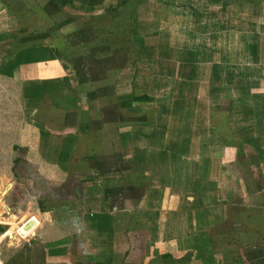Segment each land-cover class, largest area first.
<instances>
[{"label":"crops","instance_id":"crops-1","mask_svg":"<svg viewBox=\"0 0 264 264\" xmlns=\"http://www.w3.org/2000/svg\"><path fill=\"white\" fill-rule=\"evenodd\" d=\"M153 1L167 12L165 0H0V45L11 58L7 72L15 80L57 91L60 113L67 114L60 128L26 129L30 134L21 144L28 157L37 158L33 167L49 184V193L63 175L74 178L67 182L74 189L66 199L65 218L56 221L51 212L29 214L44 227L38 245L48 251L66 246L57 260L49 256L50 264H78L79 249L86 252L80 254L85 264H102L100 250L113 253L108 264H264V77H256L263 69L207 62L206 68L192 66L195 72L188 80L186 61L177 70L159 72L147 65L145 73L134 70L118 82L98 81L106 93L92 101L52 46L25 47L15 31L62 12L65 26L81 22L73 20L79 16L106 24L125 8L134 30L151 28L156 23ZM233 1L176 0L181 28L176 27V46L170 48L186 50L201 38V26H207L209 40L225 58L240 52L241 44L257 43L253 35L264 36V0ZM248 9L257 10L260 24L246 21ZM167 16L160 21L165 33L171 24ZM144 30L138 44L152 49ZM104 35L84 37L82 52L106 55L111 39ZM122 36L115 40L118 53L130 57L136 41L131 33ZM112 70L115 77L121 67ZM202 72L203 80L193 82L198 89L195 113L184 129L179 107L187 100L180 94ZM172 80L179 82L177 100L170 98ZM221 96L222 105L216 107Z\"/></svg>","mask_w":264,"mask_h":264},{"label":"rangeland","instance_id":"rangeland-1","mask_svg":"<svg viewBox=\"0 0 264 264\" xmlns=\"http://www.w3.org/2000/svg\"><path fill=\"white\" fill-rule=\"evenodd\" d=\"M165 1L169 4L167 12L160 4L153 1L151 15L153 23L155 21L156 23L151 28L142 26L134 30V27L130 26L131 19L127 18L129 11L125 8V11H121L118 15L121 16L122 22L117 20L118 16L116 15L113 22L109 20L106 24L95 22L96 17L91 18L88 16L85 18V16L78 15L79 17L73 18V20L81 19V22H74V25L77 23V30H74L73 23L71 27L65 26L62 12V14L56 13V17L49 16L48 19L36 20L34 24L37 25L33 27L24 26L15 29V31L20 38H23L24 41L21 42V45H25V47L33 45L52 46L61 57L62 63L67 64L74 71V82L80 83L84 87V90L80 89L84 97L88 96L92 101H96L100 95L106 93V91L99 89L97 86L98 81L104 78L110 80L116 78V82H118L126 76L131 77L134 70L145 73L143 69L147 68V65L154 72H159L166 68L177 70V65H182L186 61L188 63H185V70L188 73V76H186L188 80L195 72V70L191 71L192 66L206 68L208 64L205 65L204 63L207 62L216 63L217 67H224V65L231 66L234 69L250 67L259 72L263 69V74H256V77H264V41L260 42V38L264 40V36L260 32L253 35L258 38L257 43L241 44L240 52L232 58L222 56L218 44L214 40H209L207 26L200 27L201 38H197L198 40L196 39L195 43L187 45L186 50H172L170 46H176L174 38L177 34L176 27L181 28V18L179 17V20H177L176 0ZM209 1L200 0V2L206 4ZM185 2H188V0H185ZM233 2L238 4L241 1L234 0ZM249 2L250 0H247L240 4H250ZM41 14L43 15V13ZM166 14H168V22L171 24L165 33L161 31L160 21L162 19L166 20ZM144 17L145 13L142 15V18ZM222 17L224 16L217 20L218 23L222 22ZM111 18H113V15ZM244 18L247 22L251 20L260 24V15L257 10L254 12L252 9H248V13ZM67 19L65 18V20ZM202 20H206V23L203 24H208L207 19ZM99 26L102 28H99ZM144 29L147 31L146 37L153 41L152 49L144 48V45L138 44V38L145 36L142 35L145 33ZM136 30L137 32H133ZM104 33L105 38L109 37L111 39L106 44L105 49L108 50L105 51L106 55L102 54L99 57L96 52H82L81 45L84 37L92 39L94 35L101 37V34ZM130 33L136 41L134 44L136 45V52L130 54V57L123 58L122 55H119L122 51L117 48V45L120 44L115 40H119L123 37L122 35H129ZM179 34L182 36L180 30ZM251 46L256 47L257 52H249L248 47ZM4 48L0 45V264H50L48 262L49 256L53 260H57L60 256H63L66 246L56 247L54 245L51 251L40 248L37 240L44 227L38 218L34 215L29 216V214H38V211L42 214L51 212L56 221L65 218L66 199H69L74 189L67 182H71L74 178L71 174L68 177L63 175L62 182L53 184L52 186L55 188L52 189V193H49V184L41 180L40 175L33 167V162H36L37 158L34 156L28 157L26 149L22 148L21 144L23 136L30 134V131L26 129L38 125H44L45 127L48 125L63 126L67 114L60 113L61 109L58 107L59 104H62V99L57 91L44 87L45 84L23 83L15 80L7 72L11 58H9L10 56ZM97 48L95 44L94 49ZM131 49L133 52V48ZM215 51L216 54H214ZM118 65L121 67L120 73L116 72L115 77H113L112 69ZM204 76H206L205 72L193 75L194 79L191 80V85L186 88V91H181L180 96L182 93L186 94L184 99L187 100V104H184L182 108L179 107L185 119L184 129L187 126L190 128V122L186 123V121L192 120L196 108L195 101L198 89L197 84L195 85L193 82L196 81V77H201L203 80ZM172 77L175 78L176 76L173 75ZM178 84L179 82L175 80H172L169 84L170 87L174 88L171 89L170 98L175 100H177ZM216 94L219 96V93ZM216 98H218L216 107H220L224 97ZM189 128L187 129L189 130ZM183 132L185 135L188 133L187 130ZM44 133L47 134V131ZM185 141H187V138ZM66 206H70L69 203ZM31 217L35 218L30 219ZM27 218L30 220L24 227H20L28 220ZM18 231L20 232L18 233ZM29 233L31 235L25 239L19 237H26ZM76 238L80 244V231L77 232ZM248 239L250 240L251 237L248 236ZM82 242L86 244V242ZM84 253L86 252L80 249L77 251L76 260L78 264L86 263L82 261L83 258L80 255ZM98 255L99 258H102L100 261L102 264H108L109 261L113 263L112 260L115 258H113V253L106 254L101 250L98 251ZM122 259H124L123 256L119 260Z\"/></svg>","mask_w":264,"mask_h":264},{"label":"built area","instance_id":"built-area-1","mask_svg":"<svg viewBox=\"0 0 264 264\" xmlns=\"http://www.w3.org/2000/svg\"><path fill=\"white\" fill-rule=\"evenodd\" d=\"M35 217H31L30 219H34ZM30 219H28L24 224H22L20 227H24V225L30 220ZM39 225V224H38ZM19 227V229H21ZM20 231H18V233H19ZM31 235V233H29L26 237H22V236H19L20 238H22V239H25V238H27V237H29Z\"/></svg>","mask_w":264,"mask_h":264}]
</instances>
